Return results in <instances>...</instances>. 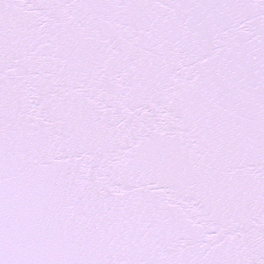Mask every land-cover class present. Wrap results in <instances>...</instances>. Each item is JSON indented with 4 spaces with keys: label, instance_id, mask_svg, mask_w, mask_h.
I'll return each mask as SVG.
<instances>
[{
    "label": "snow or ice",
    "instance_id": "6c2138e0",
    "mask_svg": "<svg viewBox=\"0 0 264 264\" xmlns=\"http://www.w3.org/2000/svg\"><path fill=\"white\" fill-rule=\"evenodd\" d=\"M0 264H264V0H0Z\"/></svg>",
    "mask_w": 264,
    "mask_h": 264
}]
</instances>
